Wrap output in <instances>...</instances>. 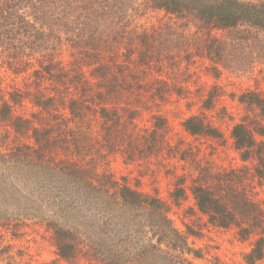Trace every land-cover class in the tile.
<instances>
[{
  "label": "rangeland",
  "instance_id": "374dc122",
  "mask_svg": "<svg viewBox=\"0 0 264 264\" xmlns=\"http://www.w3.org/2000/svg\"><path fill=\"white\" fill-rule=\"evenodd\" d=\"M121 1L125 3L124 21L130 23V27H137L139 31L165 29L167 25L175 28V33L168 30L154 43L165 67L155 72H142L145 82L152 83L150 88H155L149 91L157 93L149 94L150 101L163 105L161 111L167 118L165 126L154 136L152 123L155 120L151 114L144 113L134 122L130 119L127 138L130 147L134 140L143 147L128 162L125 160L128 153L112 151L109 146L114 130H107L97 113L84 112L81 120L85 123L78 120L79 124L74 127L76 121L72 122L73 132L55 131L57 146L54 151L60 150L59 156L54 152L46 160H40L33 159L30 151H15L17 145L33 144V140L29 135L15 133L0 116V264H105L110 261L114 264H246L244 255L252 249L256 234L241 232L236 225L222 227L210 223L197 209L191 189L199 165L216 169L252 165L251 161H242L235 149L231 129L248 114L238 101L239 95L251 89L264 91V33L259 32L258 41H253L252 37V45L240 50L245 63L244 60L236 61L231 69H222L220 77L214 78L207 68L211 63L200 56L204 49L197 47L196 23L183 26L182 19L165 15L151 7L147 0ZM137 43L132 40L131 47ZM4 52L0 48V108L8 90L29 84L23 76L14 79L8 73L2 63ZM167 54L170 56L164 57ZM195 54L198 56H193ZM72 57L66 50L60 59L72 66ZM137 65L130 62V69ZM88 70L86 66L74 70L75 81L83 83L65 84H94ZM181 82H185L184 91L178 88ZM161 83L167 85L158 90ZM215 84L222 87L225 95L216 98L211 109H206L204 99ZM27 100L24 106L15 107L16 115L24 112L32 117L33 111H40ZM58 105L60 113L66 115L68 111L59 102ZM49 106L57 108L53 104ZM48 112L50 110L46 109L42 113L46 114L48 123H55L57 119L52 116L56 114ZM192 114L209 117L224 136L220 139L191 136L182 123ZM87 125L91 135L85 128ZM64 128L68 130V124ZM58 157L63 161H58ZM69 161L88 168L93 176L72 172L66 166ZM101 173L127 180L129 184L138 180L143 189L152 192V188L157 187L160 196L170 202L176 183L179 185L183 181L186 194L178 204L173 203L168 212L180 238L170 243L163 240L160 244L158 238L163 231L153 225L151 216L154 215L140 208L117 206L111 203L113 197L105 190L89 184H96L92 177ZM247 184L252 199L264 208V181L260 183L257 177H250ZM53 221L77 230L80 236L77 254L70 261L58 254L54 230L49 224ZM153 244L157 246L155 249L163 251L155 252ZM257 264H264V258Z\"/></svg>",
  "mask_w": 264,
  "mask_h": 264
},
{
  "label": "trees",
  "instance_id": "16d2710c",
  "mask_svg": "<svg viewBox=\"0 0 264 264\" xmlns=\"http://www.w3.org/2000/svg\"><path fill=\"white\" fill-rule=\"evenodd\" d=\"M147 1L165 15L182 19L183 26L196 23L199 33L197 47L204 49L200 56L211 63L207 68L214 78L220 77L222 69H231L236 61L242 62L240 50L252 45V37L253 41H258L259 32L264 33V0ZM124 5L121 0H0V48L5 50L2 63L14 79L23 76L25 83H29L27 87L8 90L0 108L1 121L5 125L12 127L18 135H29L33 140V144L17 145L15 151H30L33 159L37 157L40 160H46L54 152L59 156L60 150L54 151V146H57L55 131L63 130L68 134L73 128L72 122L76 121L74 127L79 124L78 120L85 123L81 117L93 111L107 130H114L109 144L112 151L128 153L125 160L129 162L143 147L135 140L130 147V139H127L130 136V119L134 122L144 113L151 114L155 120L152 123L154 136L165 126L167 118L161 111L163 105L150 101L148 96L152 91L149 89L155 88H150L152 83L145 82L142 72L163 69L161 52L154 43L168 30L175 33V28L167 25L165 29L139 31L137 27H130L123 18ZM218 32L222 34L217 36ZM132 40L138 42L133 47ZM66 50L73 56L72 66L60 59ZM132 56L136 57L132 59ZM130 62L138 65L130 69ZM82 66L89 67L94 84H65L83 83L75 81L77 74L74 73ZM184 84L181 82L179 85L180 91L185 90ZM166 85L161 83L158 90ZM224 95L222 87L215 84L207 91L204 108L211 109L215 99ZM26 100L40 109L33 111L32 117L24 112L15 114V107L24 106ZM238 101L248 114L233 125L231 137L242 161H251L252 165L238 169L199 165L191 190L197 209L207 216L210 223L222 227L236 225L241 232L256 234L252 249L244 259L246 264H257L264 258V208L252 199L247 182L250 177H257L260 183L264 181V91H244ZM58 102L68 111L67 116L60 113L59 105L56 106ZM50 104L57 108L50 107ZM46 109L50 110L49 115L56 114L52 116L57 119L55 123H48L49 119L42 113ZM208 118L192 114L183 120L182 125L191 136L222 138L220 127ZM63 122L68 124V130ZM55 126L59 127L54 130ZM85 128H89L88 125ZM87 132L91 135L90 130ZM58 158V161H63L62 157ZM66 166L81 176L86 173L93 176L88 168L73 161ZM92 178L98 184H89L105 190L113 197L111 203L140 208L154 215L151 216L153 225L163 231L158 238L160 244L163 240L170 243L174 238H180L168 212L172 204H178L186 194L183 181L179 185L176 183L170 202L160 196L157 187L152 188L153 192L145 190L138 180L129 184L127 180L121 181L104 173ZM49 224L54 230L59 256L72 260L80 241L77 230L55 221ZM152 246L157 253L163 251L162 248L155 249L157 246L154 244Z\"/></svg>",
  "mask_w": 264,
  "mask_h": 264
}]
</instances>
